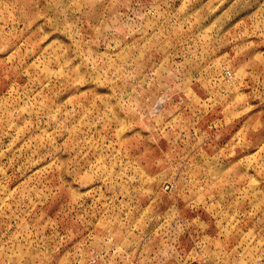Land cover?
Returning <instances> with one entry per match:
<instances>
[{
	"label": "rangeland",
	"instance_id": "obj_1",
	"mask_svg": "<svg viewBox=\"0 0 264 264\" xmlns=\"http://www.w3.org/2000/svg\"><path fill=\"white\" fill-rule=\"evenodd\" d=\"M0 264H264V0H0Z\"/></svg>",
	"mask_w": 264,
	"mask_h": 264
},
{
	"label": "built area",
	"instance_id": "obj_2",
	"mask_svg": "<svg viewBox=\"0 0 264 264\" xmlns=\"http://www.w3.org/2000/svg\"><path fill=\"white\" fill-rule=\"evenodd\" d=\"M165 189H166V190L169 189V185H166V186H165Z\"/></svg>",
	"mask_w": 264,
	"mask_h": 264
}]
</instances>
